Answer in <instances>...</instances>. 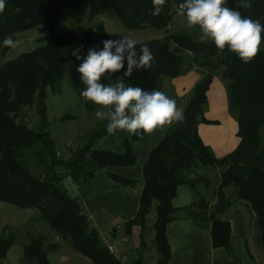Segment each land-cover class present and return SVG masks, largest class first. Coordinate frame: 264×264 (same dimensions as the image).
<instances>
[{
  "label": "trees",
  "instance_id": "1",
  "mask_svg": "<svg viewBox=\"0 0 264 264\" xmlns=\"http://www.w3.org/2000/svg\"><path fill=\"white\" fill-rule=\"evenodd\" d=\"M108 1L128 29L155 28L164 35L137 44V48L146 44L153 51L152 68L135 69L131 77L119 72L103 83L123 78L126 85L150 91L161 90L167 80L194 68L202 74L184 108L186 123L169 127L150 151L142 178L109 173L125 185L142 183L138 211L125 221L124 232L131 236L134 227L139 226L144 243L149 213L156 200L159 203L153 227L159 252L157 264H168L172 256L166 230L168 223L179 218L192 219L208 229L213 247L226 248L241 263L231 242V222L224 213L239 199L250 201L256 212L254 240L264 248V45L254 60L244 63L227 48L220 51L211 41L201 42L200 33L173 31V4L178 8L183 0H166L157 16L152 14V0H5V11L0 13V58L11 49L3 45L5 37L11 35L17 41L26 30L40 25H45L47 31L35 48L0 59V202L36 209L41 219L94 264H141V251L138 258L128 260L111 251L88 218L83 200L71 194L65 184L69 178L75 185H82L108 165L136 164L134 143L144 133L117 131L109 135L108 122L102 120L62 155L49 129L47 99L50 91L60 90L69 64L73 65L72 84L81 98L83 112L102 110L81 95L86 87L77 71L81 60L72 51L82 45L79 54L86 56L89 48H102V41L108 39L105 23L80 25L60 34L56 24L65 7L103 8ZM242 2L250 6L244 8ZM226 6L264 24V0H226ZM218 73L225 80L230 111L239 122L241 137L237 148L223 157L214 153L198 131L200 122L208 121L204 117L207 92ZM30 110L38 117L33 123ZM71 116L66 114V118ZM77 116L74 114V118ZM213 170L215 175L211 174ZM182 185L192 189L194 200L176 206L174 199ZM114 230L115 237L117 228ZM17 242L18 232L6 226L0 237V264ZM53 249L55 244H47L43 234H31L24 246L23 262L52 264L49 252Z\"/></svg>",
  "mask_w": 264,
  "mask_h": 264
},
{
  "label": "crops",
  "instance_id": "2",
  "mask_svg": "<svg viewBox=\"0 0 264 264\" xmlns=\"http://www.w3.org/2000/svg\"><path fill=\"white\" fill-rule=\"evenodd\" d=\"M106 29L108 39H112L108 26ZM201 76L200 70L191 69L170 81L167 80L164 87L159 91H163L169 97L174 98L178 107L184 110L191 92ZM204 117L208 121H202L198 126L203 141L213 149L218 157L226 156L234 151L241 140L239 122L230 111L226 83L219 73L215 75L208 89ZM168 129L169 127L158 129L150 135L143 134L134 143L138 157L136 164L130 166L108 165L104 169L98 170L94 177L86 183L74 187V194L78 192L82 195L86 212L91 216L93 224L103 232L102 234L108 241L115 242L117 240L114 239L111 232L117 227L116 224L119 223L118 228L124 230V225H121L120 222L129 220L136 215L142 193L141 182L135 185H125L113 179L109 173L140 180L143 176L144 163L150 151L161 141ZM191 191L187 185L180 186L174 204L176 206L191 204L194 200L193 191ZM2 205L7 206L6 210L0 208L4 210V218L7 219V222L3 223L6 220L2 221L0 218V237L8 225L19 232L21 227L26 226L30 220V213L37 211L36 209H20L11 204L0 202V206ZM0 212L2 211L0 210ZM224 218L231 222V242L241 259V263L230 256L226 248L213 247L211 233L208 229L200 227L192 219L179 218L168 223L166 230L172 251L168 264H258L250 255V252L254 255L251 246L255 236L256 221V212L252 203L246 199L237 200L226 210ZM139 234L140 230L138 226H135L132 235H128L126 239L137 243ZM55 253L50 255L52 264H94L89 257L76 250L67 252V254L60 253L58 256Z\"/></svg>",
  "mask_w": 264,
  "mask_h": 264
},
{
  "label": "clouds",
  "instance_id": "3",
  "mask_svg": "<svg viewBox=\"0 0 264 264\" xmlns=\"http://www.w3.org/2000/svg\"><path fill=\"white\" fill-rule=\"evenodd\" d=\"M165 2L152 0L154 16L161 13ZM241 6L250 5L242 2ZM5 8V0H0V13ZM177 14L185 18L189 30L199 28L201 42L211 41L220 51L227 48L244 63L254 60L264 45V24L226 6V0H183ZM102 44L99 50L96 46L89 48L86 56L79 54L81 45L73 49L72 55L81 60L77 71L86 86L81 95L102 109L95 116L108 122L109 135L117 131L150 135L158 129L186 123L184 110L163 91L126 85L123 78L115 83L102 82L119 72L131 77L135 69L152 68L155 57L146 44L137 48L138 41L128 36L106 39ZM3 45L14 48L17 42L9 35Z\"/></svg>",
  "mask_w": 264,
  "mask_h": 264
},
{
  "label": "rangeland",
  "instance_id": "4",
  "mask_svg": "<svg viewBox=\"0 0 264 264\" xmlns=\"http://www.w3.org/2000/svg\"><path fill=\"white\" fill-rule=\"evenodd\" d=\"M173 12L174 20L171 28L173 31L185 32L190 35H199V33L201 34L200 30L196 28L191 30L187 28L185 18L177 14L176 3L173 4ZM98 21H103L106 26H108L112 39H116L118 36H128L140 42L160 38L164 35V31L155 28H150V30L148 29L138 31L128 29L116 15L111 1H108L103 8L65 7L61 14V17L57 21L56 32L60 34L71 28L80 25L95 23ZM45 31H47V27L45 25H40L37 28L26 30V32L16 41L17 46L14 48L11 47V49L4 56H1V61L16 57L22 52L28 51L40 45L42 43L41 36L45 34ZM220 70L221 69H219V71ZM72 72L73 65L69 64L66 74L61 82L60 90H58L57 92L50 91L49 97L47 99L48 114L51 121L49 129L51 130L57 142L58 149L62 155L67 154V150L71 147H74L76 141L79 140V137L84 136L92 127L102 121L95 116V112L91 114H87L85 111L83 112L81 98L78 96L72 84ZM66 114H72V116L66 118ZM74 114L78 116L74 118ZM30 115L31 116L29 118L32 123L33 121H36V118L38 119L34 110H30ZM211 174L215 175L216 172H214L213 170ZM66 180H68V182H66L65 185L66 187H68L70 193L79 196L80 199L84 202L82 195L78 194V192L74 194V187L76 188L79 185H75L74 182L69 178ZM192 193L194 195V192ZM158 203L159 202L155 200L150 210L148 230L146 232L144 243L139 237L140 234L138 236L139 240L137 243H134V241L131 242L129 239H126L128 235L124 232V230H121L120 227L118 228L119 223L116 224L117 227L115 228H117V236L114 237V239H117L118 241L115 240L117 241L115 242L114 248L115 254L125 260H128V258L132 257L138 258L137 256L140 255L141 251V264H157L159 252L157 249L155 229L153 227V224L157 216ZM6 207V205L0 206V208H3L5 210ZM3 209H0L2 211L0 212V216H2L0 218H2V221L5 219V213L3 212ZM34 212L30 213V220L28 221L27 225H23L21 227V230L18 232V242L11 247L7 254V257L2 260V264H25L23 262L24 246L30 241L31 234H43L45 236V241L47 244H55V249L51 250V253L49 252L50 255L56 252L55 254L58 256L60 253L67 254V252L75 250L68 240H66L62 235L58 234L50 225H48L45 220L41 219L39 212ZM88 218L90 219L92 225H94L89 214ZM5 220L6 221L3 223L7 222V219ZM125 221L120 222L122 223L121 225H124ZM138 228L141 232L139 226ZM114 231L115 230L111 231L112 235ZM100 233L101 239L105 244L112 243L110 240L109 242L108 239L105 238V236L102 234L103 232L100 231ZM251 248L255 255V261L258 264H264L263 246L257 241L253 240ZM52 261L54 260L52 259Z\"/></svg>",
  "mask_w": 264,
  "mask_h": 264
},
{
  "label": "built area",
  "instance_id": "5",
  "mask_svg": "<svg viewBox=\"0 0 264 264\" xmlns=\"http://www.w3.org/2000/svg\"><path fill=\"white\" fill-rule=\"evenodd\" d=\"M117 242V241H115ZM115 242H112V243H107V245L109 246V248L111 249V251L115 252L114 248H115Z\"/></svg>",
  "mask_w": 264,
  "mask_h": 264
}]
</instances>
